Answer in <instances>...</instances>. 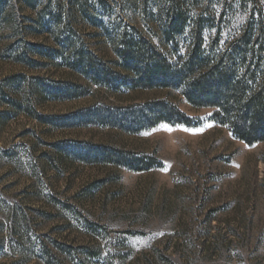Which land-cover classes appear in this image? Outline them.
<instances>
[{
	"label": "rangeland",
	"instance_id": "374dc122",
	"mask_svg": "<svg viewBox=\"0 0 264 264\" xmlns=\"http://www.w3.org/2000/svg\"><path fill=\"white\" fill-rule=\"evenodd\" d=\"M247 42L264 0H0V264H264V141L186 96Z\"/></svg>",
	"mask_w": 264,
	"mask_h": 264
},
{
	"label": "trees",
	"instance_id": "16d2710c",
	"mask_svg": "<svg viewBox=\"0 0 264 264\" xmlns=\"http://www.w3.org/2000/svg\"><path fill=\"white\" fill-rule=\"evenodd\" d=\"M250 50L253 53L248 42L241 47L239 63L220 57L209 64L196 63L200 71L188 82L186 96L196 106L215 107L214 120L228 125L240 139L254 144L264 141V76L258 77L256 72H251L245 58ZM191 68L189 62L184 66L186 71ZM168 114L177 119V124L193 125V118L178 107L169 109ZM162 121L167 119L160 115L155 118V122Z\"/></svg>",
	"mask_w": 264,
	"mask_h": 264
}]
</instances>
